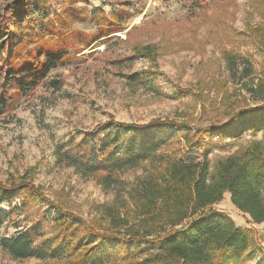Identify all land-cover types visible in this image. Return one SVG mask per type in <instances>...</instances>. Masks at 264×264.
Returning a JSON list of instances; mask_svg holds the SVG:
<instances>
[{
    "label": "trees",
    "instance_id": "trees-1",
    "mask_svg": "<svg viewBox=\"0 0 264 264\" xmlns=\"http://www.w3.org/2000/svg\"><path fill=\"white\" fill-rule=\"evenodd\" d=\"M254 1L262 22L251 32L236 33L220 18L235 0H185L186 13L176 20L186 23L180 32L189 38L185 45L171 38L174 21L149 18L132 27L124 40L114 38L103 50L87 53L95 55L93 62H100L95 75L111 71L124 80L132 94L147 89L154 96L164 97L155 73L157 61L169 52L166 50L177 47L172 51H181L198 44L203 53L212 44L222 49L229 79L240 85L239 92L248 85L242 81L250 79L246 91L260 103L228 106V117L221 123L202 118L193 125L191 121L158 118L138 126L110 117L83 134L68 133L53 148L55 165L93 180L104 192L112 193V200L96 207V218L86 220L47 198L42 186L32 180L34 168L26 169L21 176L10 173L0 181V201L10 207V213L2 215L9 219L22 216L14 225L23 223V229L0 237V250L16 261L59 252L57 260L64 257L68 264L252 261L257 249L255 236L247 228L237 227L214 205L228 194L233 207L248 216L251 223L264 222V140L237 142L232 153L211 155L214 149L230 147L244 133H264V0ZM39 4L40 0L0 3V54L10 49L0 65V108L6 109L25 91L32 92L51 69L70 62L97 40L107 37L104 41L108 42L112 38L108 36L119 31L114 24L125 15L118 10L109 20H99L96 32L86 33L71 28L84 20L81 9L69 3L51 12ZM217 10L221 15L199 41L200 27ZM153 36H159V40L152 42ZM122 41L128 46V54L110 52ZM248 41L256 45L263 68L256 81L251 78L254 54L228 52L224 47L226 44L239 49ZM138 59L149 62L145 72H125ZM224 84L219 82L221 88ZM223 96L221 100L228 93ZM151 126L172 127L176 134L168 143L146 142L145 134L137 129ZM223 141L229 142L220 145ZM188 149L198 150L199 160L184 161ZM14 193L20 200L16 207L12 206ZM44 203L58 212L49 228L41 207ZM255 264H264V256Z\"/></svg>",
    "mask_w": 264,
    "mask_h": 264
},
{
    "label": "rangeland",
    "instance_id": "rangeland-1",
    "mask_svg": "<svg viewBox=\"0 0 264 264\" xmlns=\"http://www.w3.org/2000/svg\"><path fill=\"white\" fill-rule=\"evenodd\" d=\"M3 1L5 0H0V3ZM69 3L82 10L80 15L84 19L82 22H75L71 28L86 33L96 32L101 25L99 20H109L118 10H123L125 15L120 23L114 24L119 31L108 36L112 37L108 42L104 41L107 37L97 40L93 48L92 45L70 62L51 69L32 92L25 91L6 109L0 108V181H5L10 173L21 176L26 169L34 168L32 180L36 185L42 186L47 198L58 201L84 219L91 220L98 216L97 206L112 200V193L104 192L93 180L81 178L71 169L55 165L53 148L68 133L78 131L83 134L110 117L117 122L138 126L158 118L191 121L193 125L202 118L221 123L228 117V106L237 108L245 102L252 106L260 101H253L246 91L250 86V79L242 81L248 82V85L239 92L240 85L233 84L229 79L222 49L212 44L207 45L203 53L198 44L188 45L181 51H172L177 50V47L166 50L169 52L157 61L158 70L155 73L156 84L164 97L154 96L147 89H140L132 94L125 88L124 80L114 76L111 71L94 74L100 62H93L95 55L87 53L103 50L114 42V38L124 40L132 27L149 18L174 21L175 27L171 28L174 35L171 38L185 45L189 38L180 32L186 23L176 21L181 20L186 13L185 0H40L39 5L40 8L54 12ZM255 4L254 0H235L225 8L222 16L219 11L221 9L213 11L212 17L200 27L197 39L204 40L208 29L219 16L236 33L253 31L262 22ZM252 37L256 40V36ZM158 40L159 36H153L152 42ZM224 47L228 52L254 54V72L251 78L255 81L259 78L263 68L253 42L248 41L247 45L239 49L226 44ZM9 51L10 49L0 54V65L4 63ZM110 52L126 55L128 46L123 41L118 42L111 47ZM148 65L147 60L138 59L129 68H125V72L143 73ZM219 82L225 83L223 88ZM224 92L228 93V97H225L227 93L223 96ZM222 96L225 99L221 100ZM243 96L247 101L243 100ZM137 130L145 134L146 142L168 143L176 134L175 129L168 126L141 127ZM255 139L264 140V133H244L230 147L214 149L211 157L232 153L237 142L245 143ZM227 142L229 141H223L220 145ZM183 160H199V151L186 150ZM14 197L12 206L16 207L20 200L16 193ZM41 207L49 228L58 212L47 203ZM214 208L227 214L237 227L247 228L255 236L257 249L253 260L248 263L255 264L260 256H264V222L251 223L248 216L233 207L228 194H224L222 201L214 205ZM9 213L8 203L0 201V237H7L23 229V223L14 225V222L22 220V216L16 219L11 216L9 219L2 215ZM59 255L58 252L54 256L16 261L0 250V264H68L64 257L57 260Z\"/></svg>",
    "mask_w": 264,
    "mask_h": 264
}]
</instances>
